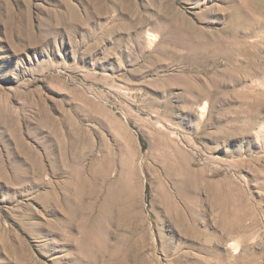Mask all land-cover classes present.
<instances>
[{"label": "rangeland", "instance_id": "374dc122", "mask_svg": "<svg viewBox=\"0 0 264 264\" xmlns=\"http://www.w3.org/2000/svg\"><path fill=\"white\" fill-rule=\"evenodd\" d=\"M262 1L0 0V264H264Z\"/></svg>", "mask_w": 264, "mask_h": 264}, {"label": "bare ground", "instance_id": "6f19581e", "mask_svg": "<svg viewBox=\"0 0 264 264\" xmlns=\"http://www.w3.org/2000/svg\"><path fill=\"white\" fill-rule=\"evenodd\" d=\"M262 3H264L262 1ZM194 29V28H193ZM194 32L197 33L196 29H194ZM264 78V76H263ZM260 79V78H259ZM260 85V84H259ZM87 183L81 182V187L85 188ZM83 192H80V196H82ZM94 196L99 197L100 192L94 193ZM132 202H133V192L131 190V184L124 180H119L116 182H113L109 189L107 190V194L105 197V201L103 203L101 214L92 222H90V218L88 219V224H90L87 227H84L83 230V236L81 239V246L83 249V252L87 255L93 254V252H100L105 253L106 247H105V237H96L98 235V232H100V227L104 223L105 219L108 217V211L110 209L117 208L121 215H126L127 212L129 213L132 210ZM87 223V222H86ZM94 236L96 237L95 242L93 243Z\"/></svg>", "mask_w": 264, "mask_h": 264}]
</instances>
